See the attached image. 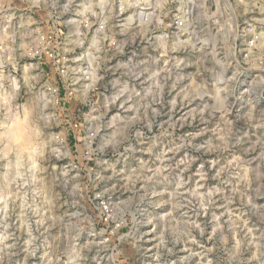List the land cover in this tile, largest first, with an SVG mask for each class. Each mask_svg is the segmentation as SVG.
Instances as JSON below:
<instances>
[{
	"label": "clouds",
	"instance_id": "1",
	"mask_svg": "<svg viewBox=\"0 0 264 264\" xmlns=\"http://www.w3.org/2000/svg\"><path fill=\"white\" fill-rule=\"evenodd\" d=\"M0 264H264V0H0Z\"/></svg>",
	"mask_w": 264,
	"mask_h": 264
}]
</instances>
